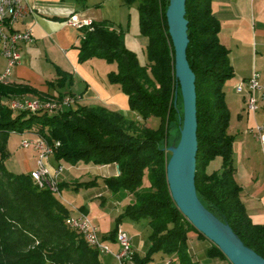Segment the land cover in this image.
I'll return each mask as SVG.
<instances>
[{"label": "trees", "instance_id": "trees-1", "mask_svg": "<svg viewBox=\"0 0 264 264\" xmlns=\"http://www.w3.org/2000/svg\"><path fill=\"white\" fill-rule=\"evenodd\" d=\"M74 1L86 7L87 0ZM121 1L125 5L137 3L139 31L148 38L145 65L139 63L136 53L126 47L121 33L107 20L92 21L91 29H82L78 57L79 61L97 57L116 64L117 69L109 71L107 79L119 86L139 119H129L105 106L90 107L77 101L74 107L54 112L12 109L7 103L34 97L74 98L73 94L60 91L72 82L71 74L61 70L55 81L47 82V91L26 82L0 81V264H104L98 250L66 225L71 210L55 192L38 187L29 172L14 173L5 167L7 136L24 132H32L51 144L58 141L53 156L58 163L117 166L116 176L102 178L106 188L113 194L126 191L130 199L122 215L132 220L144 218L150 228L144 255L132 253L134 264H147L158 252L175 254L180 264H199L190 255V232L206 241L209 257L218 256L230 264L181 214L166 182L165 168L170 154L164 145L182 116L181 104L173 101L177 82L165 18L168 0ZM210 1L185 3L189 39L186 54L196 87V192L204 207L228 223L246 246L264 258V224L250 219L241 199V187L234 177V137L227 131L230 113L223 91L233 68L228 49L219 40L220 23L212 13ZM150 116L160 119L157 128L144 125ZM217 156L220 168L208 172L210 161ZM145 172L148 185L142 187ZM96 179L74 187L94 184ZM59 186L60 191L64 183ZM81 210L85 211V207ZM117 229L118 222L109 231L111 239H115Z\"/></svg>", "mask_w": 264, "mask_h": 264}, {"label": "crops", "instance_id": "crops-1", "mask_svg": "<svg viewBox=\"0 0 264 264\" xmlns=\"http://www.w3.org/2000/svg\"><path fill=\"white\" fill-rule=\"evenodd\" d=\"M116 1L118 3L121 0ZM103 2L104 0H87L86 7L82 8L74 0H22L23 15L12 27L19 30L31 29L33 41L21 45V60L12 69L9 81L26 82L47 91V82L56 80L58 70L68 72L72 76V82L66 85V89H60L62 93L73 94L80 105L105 106L126 115L130 109L127 96L117 84L107 79V73L112 71V68L109 70L108 64H103L105 60L97 57L79 61L77 47L83 31L66 24V19L71 13H75L79 20L107 19H99L95 12ZM121 3L118 6L122 5ZM210 5L213 15L220 23L219 40L228 49L229 61L233 68V75L224 82L223 91L230 113L227 131L234 137V177L241 187V199L250 219L253 223L264 224V149L250 132L255 125L264 124V111H247L244 94L236 91V86L252 73H257L260 81L264 82V0H211ZM126 42L124 38L127 46ZM2 66L3 60L0 62V69ZM51 163H56L54 158ZM88 167L92 175L99 178L118 174L114 164L98 166L88 163ZM128 198L130 199L129 195ZM89 205L90 209L81 210V213H89L101 224V230L104 232L101 240L105 243L109 239L105 235L110 230L112 214L92 202ZM129 237L132 253L143 256L145 237L134 234ZM111 240L113 243L109 248L112 253H117L120 246L116 239ZM112 253L102 254L106 255L109 264H119ZM173 255L155 253L147 264H163L164 259L176 257ZM190 255L192 260L197 262L194 254L190 252ZM155 257H159L157 262L154 261ZM102 261L108 264L107 261ZM125 264L134 262L126 260Z\"/></svg>", "mask_w": 264, "mask_h": 264}, {"label": "rangeland", "instance_id": "rangeland-1", "mask_svg": "<svg viewBox=\"0 0 264 264\" xmlns=\"http://www.w3.org/2000/svg\"><path fill=\"white\" fill-rule=\"evenodd\" d=\"M120 2L118 1L117 3L116 0L113 2H107L106 0H104L102 6L98 9V11L95 12H97L98 17H100L99 19L106 17L107 19L102 20H107L112 23L114 29L121 33L123 41L124 38H126V47L136 53L138 61L141 65H145V63L147 62L145 49L148 38L145 35H142L139 31L137 3H133L131 5H125L121 3L122 5L118 6ZM103 64H108L109 70L111 68L112 71L117 69L115 63H107L106 61H103ZM66 88L67 87L65 86V89ZM28 97L33 98L32 96ZM34 98L44 102H49L50 100L54 99L50 97ZM9 102L10 101H7V103ZM177 102L182 106L181 98L178 99L177 97ZM126 117L133 120L139 119L138 113L131 109H128ZM159 124L160 119L156 116H150L144 121V125L150 128H157ZM179 127L180 124L173 126L167 142L164 145L165 148L178 141L180 135ZM36 137L37 135L32 132L10 133L7 136L6 149L8 152V157L5 160V167L9 171L14 173H28L30 170L36 169L37 152L32 145L26 148L21 146V142L23 139L32 140L36 139ZM220 162L221 160L218 156L212 159L207 167V171L211 172L213 170L219 169ZM55 164H58V162H56ZM61 164L63 165L64 170L57 178V187L60 189V183H64V186L59 192L56 193V195L69 208V210H71V215L81 214V207H85L86 210L90 209L89 203L92 202L93 204L101 207L103 210L107 212L110 211V214H112L111 222H109L110 230L114 229L116 223L118 222V227L125 231L128 236L134 234L139 237H145L144 242L146 243L147 237L150 233V228L147 224V220L144 218H141L139 220H132L122 215L123 209L129 201L126 191L119 190L115 194L110 192V190L106 188L102 178L92 175L88 164L86 163L80 162L76 165H73L71 163L61 161ZM94 178H97L94 184H83L79 185L76 188L74 187L77 183H85ZM147 185L148 175L147 172H145L143 176L142 187H145ZM85 215L96 227L97 235L101 239L103 235L102 233H104L101 230V224H98L96 219L89 213H86ZM117 219L119 220L117 221ZM108 221L109 220L107 219V222ZM109 231L107 233L105 232V236L109 238L105 243L111 248V244L113 243V241L109 237ZM189 236V251L194 254V258L199 261L200 264H226V261L218 256L209 257L207 255L208 244L206 243V241L199 239L197 235L192 232L189 233ZM145 250L146 245L144 253ZM99 255L109 264L107 257H105L106 255L102 253H99ZM171 256L174 255L172 254ZM158 258L159 257H155L154 261L157 262ZM172 259L174 260V264H180L176 257H172Z\"/></svg>", "mask_w": 264, "mask_h": 264}, {"label": "water", "instance_id": "water-1", "mask_svg": "<svg viewBox=\"0 0 264 264\" xmlns=\"http://www.w3.org/2000/svg\"><path fill=\"white\" fill-rule=\"evenodd\" d=\"M186 0H168L165 18L171 40L174 76L182 101L179 139L166 148V182L171 199L193 228L213 243L230 264H264V258L246 246L228 223L218 219L201 203L195 187L197 142L195 74L187 60Z\"/></svg>", "mask_w": 264, "mask_h": 264}, {"label": "built area", "instance_id": "built-area-1", "mask_svg": "<svg viewBox=\"0 0 264 264\" xmlns=\"http://www.w3.org/2000/svg\"><path fill=\"white\" fill-rule=\"evenodd\" d=\"M23 11L22 0H0V62L3 60V66L0 69L1 82L8 81L12 69L20 63L21 45L33 41L31 29L19 30L12 27V24L23 15ZM91 23L90 20H79L75 13L69 14L66 19L67 25L78 29H91ZM236 91L244 94L247 111L252 113L259 109L264 111V82L260 81L257 73H252L249 78L240 82L236 86ZM75 105L76 100L71 96H64L61 99L54 98L49 102L29 98L12 99L9 102L12 109H30L31 111L45 109L48 112H54L64 107H74ZM250 132L264 149V124L255 125ZM30 145L37 152V167L29 171L34 183L38 187L48 188L55 193L59 192L57 178L64 167L61 163L55 165L51 163L59 142L55 141L51 144L40 136L32 140L23 139L21 142V146L24 148ZM65 223L69 228L79 233L85 242L96 248L99 253H112L109 246L98 237L96 227L84 213L68 216ZM115 239L120 250L117 253H112V255L119 264H125L126 260H131L132 256L130 237L118 227ZM163 264H172V259L169 257L164 259Z\"/></svg>", "mask_w": 264, "mask_h": 264}]
</instances>
